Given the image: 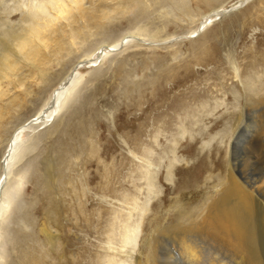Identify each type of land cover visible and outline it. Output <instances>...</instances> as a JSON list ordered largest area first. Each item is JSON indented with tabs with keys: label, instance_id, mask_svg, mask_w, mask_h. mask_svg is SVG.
<instances>
[{
	"label": "rangeland",
	"instance_id": "obj_1",
	"mask_svg": "<svg viewBox=\"0 0 264 264\" xmlns=\"http://www.w3.org/2000/svg\"><path fill=\"white\" fill-rule=\"evenodd\" d=\"M252 1L193 0V13L186 16L175 0H89L83 8L92 19L81 20L76 13L67 17L76 31V46L69 35L45 40L43 53L64 50L40 61L48 75L45 82L28 80L32 97L19 87L5 89L1 104L8 109L0 120V160L15 129L45 106L76 62L93 55L79 68L82 77L55 124L25 131L22 137L11 179L12 185L21 181L0 233L2 264H24V259L38 264L43 255L44 264H97L96 258L107 253L108 238H121L119 215L129 216L131 199L139 187L145 188L140 178L151 170L149 162L157 164L161 193L151 201L153 211L140 228L138 244L149 234L147 219L156 212L158 229L177 223L173 214L166 222L161 217L173 198L187 194L188 207L197 204L213 176L222 173L213 161L221 158L227 164L228 127L239 112L232 92L240 87L228 55L241 68L243 80L255 75L264 85V0L243 10ZM217 7H223L224 15H211L214 22L192 38L199 15ZM19 20L15 15L7 21L17 25ZM60 22L58 26L67 25ZM134 32L145 42L135 38L104 62L103 56L95 61L97 47ZM14 97L13 105L8 100ZM182 133L172 153L173 139ZM175 155L180 161L173 181L167 182V158ZM263 156L254 149L238 154L239 171L251 182L264 180ZM263 192L259 198L264 203ZM160 238L161 252L178 260L171 237Z\"/></svg>",
	"mask_w": 264,
	"mask_h": 264
},
{
	"label": "bare ground",
	"instance_id": "obj_2",
	"mask_svg": "<svg viewBox=\"0 0 264 264\" xmlns=\"http://www.w3.org/2000/svg\"><path fill=\"white\" fill-rule=\"evenodd\" d=\"M88 1L0 0V120L8 109L7 106L1 104L4 100L3 97L7 95L5 89L7 90L9 86H12V89L17 87H19L18 90L20 88L25 89L24 92L28 98L33 93L28 80L45 82L48 75V72L41 67L40 61L47 60V56L51 58V54L54 55L57 51L62 52L64 50L62 47H58L57 51L54 50L53 53L48 52V55L43 53L46 39L50 36H52L51 39L53 36L64 39L66 35H69L70 44L76 46L75 34L73 41V31L74 33L76 31L75 28H72L67 17L76 13L81 20L89 21L92 19V16L85 13L86 10L83 8ZM175 1H177V9L182 15H192L193 11L189 6L193 0ZM256 1L253 0L247 4L243 10H246ZM223 7L208 9L200 14L198 28L192 32L191 37L201 35L204 29L214 22L211 17L215 16L216 18L218 15H224L225 12L221 13ZM213 14L215 15L211 16ZM15 15H20L17 25L7 21ZM60 20H65L67 25L58 26L61 23ZM65 27L69 29L65 30ZM135 38L144 41L140 33L134 32L114 44H103L97 47L94 50V52L97 51L95 61H99L100 57L103 56L101 60L104 59L101 62H104L108 54L120 50ZM91 54L76 62L77 64L72 67V71L65 75L59 87L54 89L45 106L30 120L19 125L7 141L3 158L0 160V233L2 232V224L11 214V204L19 189L18 182L21 181L17 179V184L14 182L15 184L12 185L11 179H13L12 167H14L15 160L19 156L17 153L22 147L20 144L25 131H36L48 123L51 126L55 124L66 109L71 96L73 97L74 88L82 77L79 74V68L86 66L88 61L92 60L90 57L93 54ZM228 59L232 66L234 82L236 81L240 87L238 90L235 88L236 92H232V96L239 106V112L233 116L230 127H228L230 132L229 154L226 166L224 167L221 158H216L213 161L214 169L220 170L222 173L213 176L214 181L210 184L209 191L203 192V196L197 200L196 205L189 208V196L182 194L172 199L171 203L168 204L169 208L165 206L167 209L161 217L166 222L169 221L167 216L170 217L173 214L177 221L176 224L173 223L169 227L163 224L165 227L158 229L161 225L160 222H157L160 218V212L149 217L147 219L149 221V234L138 244L142 224L147 213L153 211L150 207L151 201L161 193V189L157 185L158 172L155 169L158 168L157 164L156 162L154 164L149 162L148 168L151 170L148 169V172L142 174L140 178L141 181L146 182L145 188L139 187V195L132 196L133 198L129 203V216L124 218L119 215L121 220L118 227L123 228L120 230L121 238H108L104 243L107 245L105 247L107 253L103 257L96 258L97 264H178L175 261L177 259H173L175 254L171 256L169 253L163 254L161 252L162 240L160 237H171L170 239L175 245L173 246L177 248L174 251L177 252L180 258L178 260L182 261L183 264H264V237L261 236L260 232V230L264 231V203L259 198L264 190V180L251 182L253 178L251 180L246 178L245 174L239 171L241 159L238 157L240 151L243 150L254 149L264 153V93H262L264 85L258 82L255 75H249L243 80L239 65L232 60L230 55H228ZM185 75L189 76L187 73ZM237 91H240L241 94ZM16 100L17 97H14L8 101L14 105ZM177 100L179 99L175 101L177 102ZM190 110L192 111V109ZM42 130L44 129L40 131ZM226 132L228 133V131ZM185 134L182 133L173 139L172 153ZM178 158L177 155L172 159L167 158L165 166L167 182L173 181L175 165L180 161ZM145 162L147 163L144 160V164ZM149 173H151V177L147 179ZM155 223H157L156 226H154ZM183 226H187V229L182 230ZM170 231L174 232L171 234ZM54 244H56L55 240ZM163 245L165 246L164 242ZM137 246H140L138 250H136ZM128 248L131 249V252H128ZM122 255H125L126 259H123ZM43 256H39L38 264H44L46 258ZM3 260V254H0V264L3 263ZM24 261L25 264L26 259Z\"/></svg>",
	"mask_w": 264,
	"mask_h": 264
},
{
	"label": "water",
	"instance_id": "obj_3",
	"mask_svg": "<svg viewBox=\"0 0 264 264\" xmlns=\"http://www.w3.org/2000/svg\"><path fill=\"white\" fill-rule=\"evenodd\" d=\"M247 1V0H246Z\"/></svg>",
	"mask_w": 264,
	"mask_h": 264
}]
</instances>
